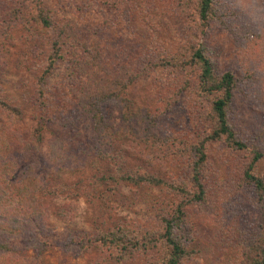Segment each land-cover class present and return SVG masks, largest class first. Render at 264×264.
Returning a JSON list of instances; mask_svg holds the SVG:
<instances>
[{
    "label": "rangeland",
    "instance_id": "obj_1",
    "mask_svg": "<svg viewBox=\"0 0 264 264\" xmlns=\"http://www.w3.org/2000/svg\"><path fill=\"white\" fill-rule=\"evenodd\" d=\"M210 13L201 25L196 0H0V241L17 244L0 264H162L158 218L171 186L192 191L198 144L205 195L185 208L180 264L252 261L264 207L242 171L254 149L264 177V0H212ZM197 48L233 78L227 122L247 151L207 139L212 94L187 64ZM134 172L162 184L112 180ZM116 241L137 248L120 257Z\"/></svg>",
    "mask_w": 264,
    "mask_h": 264
},
{
    "label": "trees",
    "instance_id": "obj_2",
    "mask_svg": "<svg viewBox=\"0 0 264 264\" xmlns=\"http://www.w3.org/2000/svg\"><path fill=\"white\" fill-rule=\"evenodd\" d=\"M212 0H196V15L201 25H204L207 20L211 18V9ZM37 11H40L39 5L36 6ZM37 20L44 27H49L50 23L45 18L43 14L38 15ZM54 52L53 54L57 55V51L60 49L61 42L58 43V40L55 41ZM59 57V55H58ZM178 63V62H177ZM175 63H164L163 70L170 68L171 70L176 72H181V68L183 66L174 65ZM189 66H196L198 70V81L199 87L205 92L212 94V99L210 101V113H212L214 118V128L211 133L207 137L210 141L221 140L226 147L234 151H247L248 148L245 144L236 139L234 133L230 129L227 122V112L226 109L229 106V103L232 100V91H233V78L229 73H222L220 75H215L212 72V66L205 57L204 52L201 48L194 49L189 53L188 63ZM179 68V69H178ZM150 75H147L148 78ZM145 79L146 76H145ZM142 81V80H141ZM133 80L125 79L121 81L120 84H115L116 89H126L129 84H131ZM111 96L120 101V99L116 96V93L112 92ZM251 157L243 167L242 171V180L243 183L247 186H250L259 201V205L264 207V177H258L253 174V166L260 160L261 154L254 149L249 151ZM204 161V153L202 144H198L195 149V160L192 163V167L190 169V184L192 186V191L187 193L183 188H179L176 186H171V191L176 195V203L175 207L170 211H165L161 217L158 218V223L160 227L158 229L157 239L155 242L156 254L159 259H161L162 264H180L181 260L189 255V251L187 250L183 238H182V225L184 219V211L188 205L201 203L205 191L201 184L200 179V167ZM115 181H128L134 185H138L140 183L147 184L150 186L162 184V182L158 179H155L153 176L146 175H137L135 172L128 176L114 177L112 180ZM120 179V180H118ZM104 180V179H103ZM33 188H37L35 181H31ZM28 189L26 183H24L21 187L22 191ZM20 202V199L18 200ZM19 226L14 223V225H7V229H4V233H10L14 236L18 234ZM114 238H111L109 244H114ZM102 244H105V238L101 236ZM116 249L118 251V256L131 257L132 253L130 251L133 250L131 245H126L119 241H116ZM27 245V248H32L38 253L43 252L46 247L51 246V242L45 241H30ZM17 244L14 241L8 242V244H4L0 241V259L2 257L7 258L8 256L4 253H8V251L17 250ZM141 248V247H140ZM138 248V249H140ZM142 248H146L149 251V247L142 246ZM151 248H153L151 246ZM256 252L253 255L252 261L248 264H264V237L255 245ZM4 253H3V252ZM145 251V250H144Z\"/></svg>",
    "mask_w": 264,
    "mask_h": 264
}]
</instances>
